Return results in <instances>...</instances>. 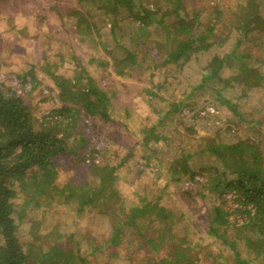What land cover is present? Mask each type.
<instances>
[{
  "label": "rangeland",
  "instance_id": "374dc122",
  "mask_svg": "<svg viewBox=\"0 0 264 264\" xmlns=\"http://www.w3.org/2000/svg\"><path fill=\"white\" fill-rule=\"evenodd\" d=\"M253 3L262 21L254 22L252 28L246 30L241 19L248 13L244 12L248 9L246 6ZM183 5L185 10L181 13H186L187 24H195L193 33L205 35V48L191 52L184 62L162 63L161 55L167 45L162 25L165 23L168 29L174 23L173 15L137 31L136 24L121 10L106 12L102 0H0V84L16 87L23 79H31L29 70L34 64L40 66L33 68L37 79L19 92L36 121L42 122L50 109L59 105V88L50 71L77 81L73 58L78 57L81 65L78 69L91 75L110 95V118L94 117L98 126L93 127L87 122L90 117L83 115L77 119V128L82 132L98 128L94 132L117 137L118 141L112 139L106 145L102 143L101 152L102 161L108 159L110 165L121 161L112 174L116 175L113 186L119 191L124 209L143 203L144 198L156 202L155 210H148L135 223L122 226L121 205L117 212L107 213L100 211L101 204L98 208L85 204L82 211L79 210L77 197H59L51 204L37 205L29 199L32 187L17 182L14 186L17 195L12 204L16 235L26 247L35 241L34 235L38 233L37 244L34 242L31 248L33 255L47 251L55 240L58 247L75 254L70 264H80L81 257L85 258L84 264H142L151 254H155L154 261L158 254L173 253L178 246L191 247L186 248L188 260L184 258L183 263L199 259L198 264H213L222 250L228 255L226 263L231 260L234 264L229 247L204 232L208 225L207 210L213 204L222 201L230 210L237 204L231 191L220 194L208 187L212 178L221 172L202 167L224 168L221 157L202 149L210 137L224 142L250 137L257 139L264 155V0H185ZM172 6L163 3L165 10ZM75 8L91 16L89 28L85 23L82 24L85 30L75 26L77 16L70 14ZM195 10L198 18L194 21ZM173 31L170 39L176 44L181 37H175ZM133 35L140 37L134 41ZM158 42L162 47L160 51L151 50ZM104 48L119 57L123 55L121 49L124 53L126 49L136 51L137 61L126 64L122 72L119 67L115 69L112 55ZM214 55L224 59L218 71L220 77L204 80ZM79 80L85 81L84 77ZM152 90L155 95L148 93ZM183 97L184 103L171 110V101ZM226 100L235 103L236 108L228 106ZM151 124L156 125L159 139L144 144L142 128ZM228 124L233 132L222 130ZM78 140L69 142V146ZM85 144L91 146L89 142ZM129 150L131 154L123 161L124 153ZM75 151L57 157L55 167L59 172L55 173L54 182L64 183L69 175L81 169ZM186 154H190L189 163L193 168L202 169L196 174L198 180L192 186L194 195L191 196L184 192L190 185V174L177 180L168 171L169 159H180ZM262 164L264 177V160ZM86 168L90 165L83 170ZM83 170L78 174H83ZM229 173L231 178L233 174L230 170ZM86 175L90 183L97 186L99 175L95 176L92 171ZM110 198L115 200L114 196ZM165 211L168 217L160 220L159 212ZM169 216L170 223L167 222ZM229 219L241 218L233 213ZM114 224L118 229L112 239L110 231ZM228 232L231 236L246 235V229L239 230L232 224ZM155 234L164 239L163 249L158 253L150 241ZM196 242L203 246L197 247ZM241 251L249 259L247 264H264V251L257 258L244 246ZM35 262L36 258L27 259V264ZM57 264L69 263L60 258Z\"/></svg>",
  "mask_w": 264,
  "mask_h": 264
},
{
  "label": "trees",
  "instance_id": "16d2710c",
  "mask_svg": "<svg viewBox=\"0 0 264 264\" xmlns=\"http://www.w3.org/2000/svg\"><path fill=\"white\" fill-rule=\"evenodd\" d=\"M164 2L172 4V9H163ZM184 3L185 0H102V5L106 12L116 13L121 10V12L125 13V16H128L136 24L137 31L144 30L154 21L156 23L163 22L166 17L173 15L174 23H171L168 29H166L165 23L161 24L167 44L164 47L163 56L161 55L162 63L184 62L190 58L191 52L205 48V35L193 33L196 31L194 30L195 24L188 25L186 13H181V10H185ZM255 6L256 4L254 3L250 4L246 6L248 9L244 11L248 13L241 20L244 27L246 26V30L252 28L251 25L254 22L262 21V18L256 12ZM70 14L77 16L75 22L77 28H82L84 23L87 28L92 25L91 16H88V13L75 8V11ZM193 14L195 21L198 18L197 10ZM210 29L211 27H209ZM82 30H85V27ZM171 30H175L173 31L175 37L176 35L181 37L176 44H173L174 39H170L172 38L171 35H173ZM245 33L246 31L242 32L243 35ZM139 37L131 36L134 41H137ZM159 46H161L160 42L153 46L155 49L151 47V50H158L159 52V49L162 48ZM157 47L159 48L157 49ZM104 50L112 55L115 69L119 67L122 72L126 64L129 65L137 61L138 53L136 51L126 49L124 53V50L121 49L123 55L119 57L112 54L110 49L106 50L104 48ZM223 61V58L214 55L209 62L210 70L204 75V80L212 76L219 78L218 71L221 69ZM80 66L78 57L73 58V67L77 70L74 78L78 79L77 81L70 76L55 74L45 67L47 71L51 72L59 88L57 91L59 105L50 109L46 115L47 117L45 118L44 116L42 122L39 123L36 121L30 106L24 99L23 94L19 92V89L37 79L34 69L40 66L34 64L32 69L29 70L31 79H23L16 87L0 84V264H27V259L30 257L36 258V264H57L60 258L70 264L75 258V254L73 255L65 247H58L55 240L47 251L36 252L33 255L31 248H33L34 242L38 241V233L34 235L35 241L28 243L26 247L18 241L16 235L17 225L12 216V204L17 195L14 186L17 182H19V185L24 184L32 187L29 199L34 200L37 205L51 204L54 201H58L59 197L67 199L77 197L80 205L79 210L81 211L85 204L95 207L101 204L102 209L100 211L104 213L108 211L117 212L116 209L121 205V213L124 214L121 222L122 226L135 223L136 219L143 217L148 210H155L156 202L148 201L145 198L143 203L129 206L127 210L124 209L122 202H120L119 191L113 186L116 175L114 177L112 173L121 161L117 162L118 164L110 165L108 159L105 158L107 161H102L104 155L101 152L102 143L106 145L112 139L118 141L117 137L103 134L102 131L94 132L98 128H93L98 126L93 120L94 117L99 116L104 120H109L108 106L110 105V95L96 84L91 75L84 73L81 68L78 69ZM80 77H84L85 81L79 80ZM148 93L156 94L153 90ZM225 102L233 109L236 108L235 103L228 100ZM183 103L184 97L171 101V110L177 109ZM236 111L240 113L239 110L236 109ZM83 115L90 117L87 122L93 126L92 130L89 128L86 132H82L80 128H77V119H81ZM159 121L163 122V120ZM160 122H157V124ZM252 126L255 127V124L253 123ZM226 128L222 130L233 132L229 124ZM142 129H144L145 134L142 137L144 144L150 140L159 139L160 134L157 132L156 125L151 124ZM216 134L217 131L214 132L215 136ZM75 139L79 140L74 142L73 146H69V142L72 143ZM208 139L206 147L202 150L208 151L216 157H221V165L224 168L220 169L216 166L202 167L203 170L214 169L216 172H221L218 173L220 175L212 178L208 187L220 194L231 191L233 200L236 201L237 205L230 210L222 205V201L220 204H213L207 210L206 221L208 225L206 224L207 229L205 228L204 232L217 238L220 244L229 247V254L233 257L234 264H247L249 259L243 255L242 246L254 252L253 257L256 256V258L260 257L264 251V177L262 174L264 155L259 150L260 146L256 138L240 137L235 138L232 142L214 141L212 137ZM86 142H89L91 146H87ZM75 149L74 154L80 161L78 167L80 166L81 169L75 174L69 175L64 183L54 182L55 173L59 172L57 167H55L56 163H58L56 162L57 157ZM130 154V150L126 151L123 161ZM182 156L180 159L172 158L168 160L170 165L168 171L177 180H182L183 175L186 173L190 174V185L184 189V192L191 196L194 195L192 186L198 180L196 179V174L200 173L202 169H195L190 165V154ZM236 157L239 158L236 160ZM87 160L88 163L86 164ZM86 165H90V168L83 170ZM82 170L84 171L83 174H78ZM229 170L233 174L231 178ZM88 171H92L95 176L99 175L100 180L96 184L97 186L90 183L86 175ZM99 196L101 197L99 198ZM111 196H114L115 200L110 198ZM116 198L119 199V202H117ZM108 200L110 203H108ZM192 200L193 202L195 201V199ZM159 213V219L163 218L166 220L168 215L165 213L167 212ZM233 213L235 215L239 214L241 219H229ZM167 220L170 223L172 218H167ZM231 224L239 230L246 229V235L242 237L229 235L228 226ZM117 229L114 224L112 231H110L112 239H115ZM200 229L202 228L199 227ZM45 234L52 236L51 233ZM71 237L72 234L70 235ZM150 241L157 253L163 249L164 239L159 234H155V237H150ZM196 246L201 248L203 243L196 242ZM206 246L204 245V248ZM186 248L178 246L173 253L158 254L154 261L155 254H151L142 264H198L200 262L199 259L183 263L187 255ZM190 248H187V250ZM220 252H222L220 253L221 255L217 257V254L215 255L217 260L214 258L213 264H231V260L226 263L228 255L226 256L222 250ZM224 256L226 257L224 258ZM186 259L188 260V257ZM84 262L85 258L81 257V263L84 264Z\"/></svg>",
  "mask_w": 264,
  "mask_h": 264
}]
</instances>
